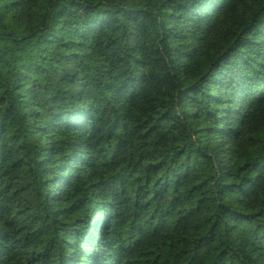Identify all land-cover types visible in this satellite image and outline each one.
<instances>
[{
	"label": "trees",
	"instance_id": "obj_1",
	"mask_svg": "<svg viewBox=\"0 0 264 264\" xmlns=\"http://www.w3.org/2000/svg\"><path fill=\"white\" fill-rule=\"evenodd\" d=\"M0 264H264V0H0Z\"/></svg>",
	"mask_w": 264,
	"mask_h": 264
}]
</instances>
